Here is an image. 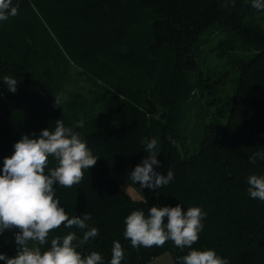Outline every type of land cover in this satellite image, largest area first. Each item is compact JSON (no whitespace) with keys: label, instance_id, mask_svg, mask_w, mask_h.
<instances>
[{"label":"trees","instance_id":"obj_1","mask_svg":"<svg viewBox=\"0 0 264 264\" xmlns=\"http://www.w3.org/2000/svg\"><path fill=\"white\" fill-rule=\"evenodd\" d=\"M18 2V15L0 21V174L23 135L38 138L43 129L54 130L58 119L68 127L82 120L84 127L74 130L99 159L80 184L54 186L70 218L90 213L89 226L99 229L78 251L99 252L110 264L113 241L119 240L125 250L121 264H147L164 252L181 264L189 249L168 241L137 251L123 235L132 211L147 215L152 206L179 204L185 212L200 207L206 214L194 248L212 249L229 264H264V202L247 192L248 177L264 175V161L249 163L254 152L264 151V10L253 8L252 0ZM217 34L223 37L210 50L238 75L228 107L218 110L225 122H208L190 152L187 106L196 89L203 95L210 87L212 93L215 84L202 82L198 57ZM71 64L93 86L92 96L72 92L57 107L53 96L60 95ZM6 75L19 82L16 93L3 82ZM153 138L159 141L156 171L166 175L170 168L174 179L162 188L141 189L144 198L135 200L111 173L128 177ZM49 161L56 166L54 158ZM18 231L0 234V254L14 257L10 238ZM71 231L82 238L81 230L61 226L50 232L42 251L51 238Z\"/></svg>","mask_w":264,"mask_h":264},{"label":"clouds","instance_id":"obj_2","mask_svg":"<svg viewBox=\"0 0 264 264\" xmlns=\"http://www.w3.org/2000/svg\"><path fill=\"white\" fill-rule=\"evenodd\" d=\"M251 6L264 10V0H252ZM18 12V0L16 3L0 0V21H7ZM2 80L10 92L16 93L19 82L15 78L6 75ZM53 99L55 106H62L64 97L56 95ZM83 127L82 120L68 127L58 119L54 130L45 128L38 138L23 135L14 144L13 154L4 158L0 174V234L6 230H19L15 233L17 254L11 258L0 254V260L6 264H104L99 252L84 254L77 250L99 235V229L88 224L91 214L85 212L82 217L70 218L60 206L54 187L58 184L72 188L80 184L85 171L95 166L99 159L81 134L74 130ZM158 144L156 138L146 144V157L128 175L131 185L155 190L174 179L170 168L166 175L156 171L160 165ZM49 157L56 161L55 167H49ZM258 160L264 161V151L254 152L249 157V163L253 165ZM247 184L250 198L264 202V175H250ZM205 216L200 207H188L185 212L179 204L175 207L152 206L147 215L144 210H134L125 218L123 235L137 251L141 247H162L168 241L181 251L189 249L186 255L179 257L181 264H229L212 249L193 247L204 228ZM61 226L81 230L82 238L75 231L55 236L50 240V247L42 251V246L49 243L50 232ZM124 259L122 244L119 240L113 241L110 264H121Z\"/></svg>","mask_w":264,"mask_h":264},{"label":"rangeland","instance_id":"obj_3","mask_svg":"<svg viewBox=\"0 0 264 264\" xmlns=\"http://www.w3.org/2000/svg\"><path fill=\"white\" fill-rule=\"evenodd\" d=\"M260 23L264 25V21H260ZM221 37H223V34L214 36L208 45L201 50L198 57L199 67L201 69L200 76L203 79L202 82L205 84L215 81V84L213 86L214 92L212 93L207 91L210 87H205L203 95L196 89V93L192 96L187 106L189 107V111L185 118V126H187L185 129L187 137L186 146L190 152L198 147L204 126L208 122L213 119H217L220 124L225 122V118L218 115V110L228 107V97L232 96L235 79L238 75V70L233 68L231 64H228L224 56L220 57L216 51L210 50V47L214 46ZM80 72L78 67L73 64L70 65L69 77L60 91V95L64 97V100L66 99V95L72 92H80L88 99L91 98L92 94L90 92L93 90V86H91L87 77ZM217 97L221 100L215 101L214 103H207L208 100ZM112 125H117V121L113 120ZM111 175L116 179L120 187L135 200H142L144 198L139 185H131L128 177L116 172H112ZM128 184L130 185L129 187H127ZM14 240L13 237L12 239L10 238L13 255L15 256L18 245ZM147 264H173V259L169 252H164L149 260Z\"/></svg>","mask_w":264,"mask_h":264}]
</instances>
